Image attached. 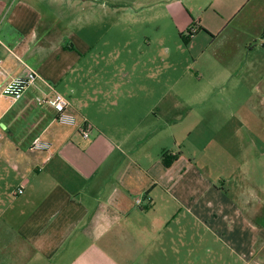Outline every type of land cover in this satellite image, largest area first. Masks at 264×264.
<instances>
[{
	"label": "crops",
	"instance_id": "crops-1",
	"mask_svg": "<svg viewBox=\"0 0 264 264\" xmlns=\"http://www.w3.org/2000/svg\"><path fill=\"white\" fill-rule=\"evenodd\" d=\"M199 1L0 0V264H264V0Z\"/></svg>",
	"mask_w": 264,
	"mask_h": 264
},
{
	"label": "built area",
	"instance_id": "built-area-1",
	"mask_svg": "<svg viewBox=\"0 0 264 264\" xmlns=\"http://www.w3.org/2000/svg\"><path fill=\"white\" fill-rule=\"evenodd\" d=\"M191 31L195 34L197 29L191 28ZM1 45L2 41L0 40V46ZM2 68L3 61L0 58V73ZM31 88H35L38 91V96L35 98V102L38 106L49 107L57 112L56 122L58 124L75 128L85 141L91 140L93 132L92 124L87 119H80L77 115L72 113L70 101L56 91L54 84L43 80L36 71H29L24 78L18 77L11 79L5 84L1 92L3 96L19 101ZM2 138L3 130L0 127V141ZM32 149L39 152H49L52 149V144L45 141H36ZM18 194H23V190H19Z\"/></svg>",
	"mask_w": 264,
	"mask_h": 264
},
{
	"label": "rangeland",
	"instance_id": "rangeland-1",
	"mask_svg": "<svg viewBox=\"0 0 264 264\" xmlns=\"http://www.w3.org/2000/svg\"><path fill=\"white\" fill-rule=\"evenodd\" d=\"M211 0H200L198 3H197V5L198 6H200L201 8H204L205 9V4L207 3H209ZM214 1V0H213ZM186 33V32H185ZM185 39H188L189 37H190V35L188 34V32L185 34ZM194 37V36H193ZM212 39L210 40V43H211V45H212ZM186 46V45H185ZM177 50V49H176ZM185 50V51H184ZM182 49V50H180V54H179V57L180 58H188V60H189V56H188V51L186 50V48L185 49ZM211 60H212V51H211V49H210V47H208L207 49H206V52L204 53V55H203V61L205 62V64L208 66V68L210 69V70H213L214 69V71L215 70H220V67L218 68V65H217V63L213 60V63H212V66H210L211 65ZM213 65H214V68L213 69H211L212 67H213ZM217 70V71H218ZM212 73H214L213 71H212ZM213 101H217V102H219V103H221V101H222V97L221 96H218V98H214V96L212 95V98H211V100H210V104H211V102L213 103ZM223 101H225L224 100V98H223ZM209 104V105H210Z\"/></svg>",
	"mask_w": 264,
	"mask_h": 264
},
{
	"label": "trees",
	"instance_id": "trees-1",
	"mask_svg": "<svg viewBox=\"0 0 264 264\" xmlns=\"http://www.w3.org/2000/svg\"><path fill=\"white\" fill-rule=\"evenodd\" d=\"M188 33L190 34V36L194 35L191 31V29H189ZM190 39V37L188 38V40ZM164 160H165V165L166 166H170L171 163L173 162V159H169L168 160V157L167 156H164Z\"/></svg>",
	"mask_w": 264,
	"mask_h": 264
}]
</instances>
